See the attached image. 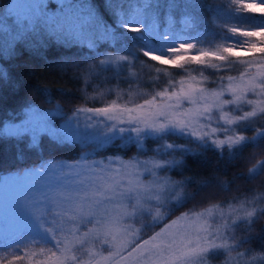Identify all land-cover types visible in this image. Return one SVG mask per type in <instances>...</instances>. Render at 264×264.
Wrapping results in <instances>:
<instances>
[{"label":"rangeland","instance_id":"1","mask_svg":"<svg viewBox=\"0 0 264 264\" xmlns=\"http://www.w3.org/2000/svg\"><path fill=\"white\" fill-rule=\"evenodd\" d=\"M128 1V7L121 9L124 16H116L118 23L139 22L130 19L133 9L142 7L145 10V30L135 33L144 40L143 53L147 56L149 53L163 57L181 55V51L172 50L183 43L195 46L189 54L199 50H214L225 42L243 43L244 38L230 33L225 28L226 24L248 30L264 27V18L258 14L238 12V5L228 0L226 10L220 11V17L215 18V23L220 27L216 37L213 34L206 37L200 30L191 34L188 16H184L175 28L168 18L166 25L149 33L147 24L156 20L157 14L145 0ZM92 16L97 15L87 0H0V54H4L3 50L16 37L42 41V34L53 33L68 38L73 31L77 35L83 23ZM24 31H27L26 34H23ZM117 56L121 55L108 54L102 61ZM227 61L240 69L226 74L217 73L216 78L200 73L187 74L179 78L172 88L165 87L156 94L130 103L112 101L95 107L74 106L60 120L58 115L62 111L58 106L41 108L28 105L23 115H15L17 117L12 121H5L0 126V134H27L29 141L36 143L39 134L45 132L89 146L76 159L57 158L42 165L0 173V259L6 264L13 253L23 257L28 248L33 251L48 248L58 256L62 254L61 250L66 249L63 253L66 256L64 264H93L94 258L100 260L101 255L106 257L109 251H114L107 243L112 239L111 234H105L108 229H119L117 235H128L127 239L133 247L138 235L147 229L149 234L139 243L150 240L157 233L166 236L169 226L185 209L181 208V203L188 194H183V188H180L183 181H179L180 178H171L168 171L165 172L174 162V158L170 157L172 154L166 150H186L190 145L168 140L149 143L150 139L172 132L191 138L193 143L201 147L230 150L264 135V113L243 119L246 112L253 110V105L247 101L264 100V96L259 95V89L245 92L244 100L233 104L232 94L227 88L229 83L240 80L245 68L239 61ZM212 62V67L218 68L222 64L220 61ZM184 64L192 66L194 63ZM229 77L233 80L230 81ZM161 93L166 95L162 96ZM216 93H219V99ZM223 100L228 103L217 109L215 104ZM149 101L152 103H146ZM112 103L120 106L119 119H109L107 115L94 110ZM162 104L166 107L163 108V114H159ZM208 104L212 107L206 109L205 105ZM142 111H146L147 115L139 114ZM221 111L228 112L236 118V122L231 125L225 123L220 119ZM196 112L203 114L190 119V114ZM33 115L41 117L38 125L32 123ZM181 120L183 124L179 123ZM161 124L163 128L158 127ZM213 127L218 129L215 134L210 133ZM196 132L201 135L197 136ZM226 136H243L245 139L234 146L227 143L217 146L214 143L216 139ZM130 142H133L134 147L127 155L87 156L88 152L106 144L128 145ZM168 154L169 157L165 156ZM263 160L254 168H248L247 174L256 172ZM193 194L196 198L192 199L191 204H195L192 205L195 207L189 208H204L213 203L215 206L201 213L203 227L179 221L174 226L175 236L168 238L167 243L187 241L186 247L192 249L227 246L221 230L228 219L231 222L241 215V202H228L217 209L216 202L205 201L210 197L209 190L207 193L201 191V194L197 190ZM199 200L204 204H197ZM209 208L212 209L211 213L208 212ZM157 213H160L159 218H156ZM187 217L189 220L194 219ZM163 218L165 220L158 227L151 228ZM14 233L18 234L17 238L8 245ZM206 252L183 257V264H204ZM45 255H38L35 259L44 260ZM14 264L28 262L22 260ZM101 264L108 262L102 261ZM176 264L181 262L177 261Z\"/></svg>","mask_w":264,"mask_h":264},{"label":"trees","instance_id":"2","mask_svg":"<svg viewBox=\"0 0 264 264\" xmlns=\"http://www.w3.org/2000/svg\"><path fill=\"white\" fill-rule=\"evenodd\" d=\"M145 1L157 14L159 28L166 25L168 18L174 28L178 27L182 18L188 16L191 34L200 30L206 37L212 34L216 37L220 27L215 18L220 17V11L226 10L228 0ZM116 2L118 4L109 7L106 0H87L97 16L84 22L77 35L72 31L66 38L48 33L42 34V41L16 37L10 45L4 44L7 49L0 54V126L15 119V115H23L28 105L58 106L62 111L58 115L60 120L74 106L95 107L112 101L130 103L165 87L172 88L187 74L200 73L216 78L217 73L240 69L228 61H223L218 68L212 67L213 62L177 67L150 58L143 53L144 40L118 23L115 9L119 4L126 9L129 1ZM108 54H118L125 59L102 63ZM167 140L190 145L186 150L168 149L166 151L172 156L165 155L174 158L165 172L168 171L171 178H180L183 194L188 193L182 199L181 208L195 207L191 203L196 198L193 192L197 190L200 194L209 190L210 197L205 201L216 202L217 209L228 202H241L243 208L236 220L229 222L228 219L222 227L227 246L208 250L203 256L204 264H264V255H254L264 253V160L256 172L247 174L252 161L264 156V135L230 150L201 147L191 138L172 132L150 139L149 143ZM88 146L45 132L39 134L36 143H31L27 134L1 133L0 173L42 165L57 158L76 159ZM133 147V142L106 144L88 152L87 156L127 155ZM197 204L204 202L199 200ZM165 218L151 228L158 227ZM148 234L147 229L135 242ZM229 252L236 253L235 257H228Z\"/></svg>","mask_w":264,"mask_h":264},{"label":"snow or ice","instance_id":"3","mask_svg":"<svg viewBox=\"0 0 264 264\" xmlns=\"http://www.w3.org/2000/svg\"><path fill=\"white\" fill-rule=\"evenodd\" d=\"M233 3L238 5L236 11L258 14L259 17L264 18V0H233ZM106 4L109 7H112L114 4H118L116 0H106ZM122 5L119 4V7L115 9L116 14L120 17L124 16ZM131 20L139 22H129L123 23V27L131 29L133 32L139 33L145 30V10L142 7H136L133 9V15L130 17ZM171 24V19H169ZM185 23H188L185 20ZM159 25L156 20H152L147 24V31L152 33L154 29L158 28ZM227 30L234 34L244 38L243 43H229L225 42L220 44L214 50H199L194 54H189L191 50L195 47L191 43H183L178 46L177 49L172 51H181V55H176L173 57H163L158 56L152 53L148 55L150 58L155 59L163 64L172 65V66H181L185 62H193L198 64H206L211 61H227L229 59L239 61L241 65L245 68V71L241 73L240 80L235 83H229L227 90L232 94V103L237 104L240 101L244 100L245 92H256L259 89V95L264 96V83H258V81H264V27L251 28V30L245 29L240 26H230L225 25ZM91 46V45H89ZM125 59L123 56L117 57H107L102 63H108L110 61H118ZM229 80L232 81L233 78L229 77ZM191 91V86H189V94ZM161 95H166V93H161ZM174 95V94H173ZM216 98L219 99V93H216ZM249 104L253 105V110L251 112H246L243 119H248L254 117L257 113H264V100H248ZM152 103V102H146ZM228 103L227 100H223L220 103L215 104L217 109H220L222 104ZM166 105H161L159 114H163V108ZM212 105H205V108H211ZM97 112L103 113L109 117V119H119V110L120 106L112 103L105 107H100L94 109ZM139 111V110H138ZM139 114L147 115L146 111H142ZM203 113L196 112L190 114V119H193L195 115H202ZM220 119L224 120L227 124H234L236 118L231 117L228 112L221 111ZM41 117L38 115H33L31 121L34 125L40 123ZM171 122V121H170ZM180 124H183L184 121H179ZM159 128H163L164 125H158ZM218 132V129L213 127L210 129L211 134ZM197 136L201 135L199 132L195 133ZM245 138L243 136H226L224 139H216L214 143L217 146L227 143L229 146H234L241 143ZM162 187V186H161ZM212 209L209 208L208 212L211 213ZM160 217V213H157L156 218ZM187 221L190 225L195 224L198 227H203L204 224L200 219V215L194 217V219L189 220L187 216L178 217L177 220L172 222V225L169 226V231L167 235L164 236L162 233H157L155 237H152L150 240H145L142 243L134 242L135 246L133 247L129 240L127 239L128 235H117L119 229L115 231L108 229L106 230V235L111 234L112 239L108 240L107 243L110 245L114 251H109L108 256H102L101 259H93V264H101L102 261H107L108 264H176L177 261H180L183 264V257H186L190 254H203L210 248H187V241L182 243H167V239L175 236L174 226L179 221ZM17 233H14L11 239L13 241L17 238ZM175 245V247H174ZM131 248V251L128 249ZM11 249V248H9ZM62 254L58 256L55 252H52L48 248H40L38 251H33L31 248H28L25 251L24 256L21 257L19 254H11V259L7 260L6 264H14L16 261H27L28 264H64L66 256L63 255L66 252V249L61 250ZM180 254L177 255L176 253ZM125 253H127L125 255ZM47 254V255H45ZM38 255H45L44 260L35 259ZM118 258V259H117ZM0 264H5V262L0 259Z\"/></svg>","mask_w":264,"mask_h":264},{"label":"clouds","instance_id":"4","mask_svg":"<svg viewBox=\"0 0 264 264\" xmlns=\"http://www.w3.org/2000/svg\"><path fill=\"white\" fill-rule=\"evenodd\" d=\"M261 159H264V156H261V157H257V159L253 160L252 163L249 165V168H254L257 164L260 163V160ZM178 195H180L178 193ZM215 204H211V205H207L205 206L204 208H199V209H191V208H185L183 209L180 213H179V216H191V217H196L197 215H200L201 216V213L203 212H206L207 208L208 207H214ZM251 214V213H249ZM195 242V241H194ZM225 243H227V241H225ZM228 257H235L236 253H233V252H229L228 254ZM254 255H264V253H260V252H257V253H254Z\"/></svg>","mask_w":264,"mask_h":264}]
</instances>
